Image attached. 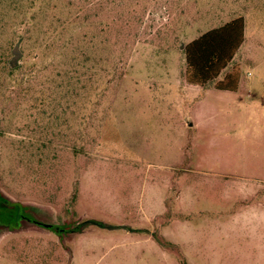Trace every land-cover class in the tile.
<instances>
[{
  "label": "rangeland",
  "instance_id": "obj_1",
  "mask_svg": "<svg viewBox=\"0 0 264 264\" xmlns=\"http://www.w3.org/2000/svg\"><path fill=\"white\" fill-rule=\"evenodd\" d=\"M237 17L245 42L220 79L240 72L239 90L190 85L185 46ZM263 61L264 0H0V192L63 229L1 234L0 264H264V226H231L212 176L264 142L247 96L250 73L263 96ZM157 211L170 246L70 230Z\"/></svg>",
  "mask_w": 264,
  "mask_h": 264
},
{
  "label": "crops",
  "instance_id": "obj_2",
  "mask_svg": "<svg viewBox=\"0 0 264 264\" xmlns=\"http://www.w3.org/2000/svg\"><path fill=\"white\" fill-rule=\"evenodd\" d=\"M238 18V17H237ZM236 19V18H234ZM233 20V19H232ZM231 20V21H232ZM225 25V24H224ZM246 29L245 28V38H246ZM245 42V41H244ZM244 44V43H243ZM256 56V55H255ZM253 63V72L257 71L259 68L263 66L264 61L261 62H251ZM251 77V88L247 89V96L251 98V123L257 121L256 115L259 114L264 117V93L261 96L259 93L255 91L257 87L256 84L259 83L257 81L258 77L256 75L249 74ZM253 77V78H252ZM264 84V79H263ZM241 85V75L239 80V86L237 91L239 90ZM211 85H207L206 87H200L202 89H207ZM215 90L224 92V93H236L237 91H222L212 86ZM264 90V87H263ZM253 143V142H252ZM246 169V170H245ZM242 170V171H241ZM238 169L236 173H212L213 177L219 179V183L222 188L227 189L231 188V193L226 194V203L228 205H236L237 209H235L232 213L227 215V222L235 227H248L252 229H256L255 226H264V142L260 144L251 145V164L243 166V168ZM203 174H208L205 171H200ZM183 194L182 190L180 195ZM159 211L155 213H150L149 217L143 221L147 225L139 224L140 226L136 229L134 225H122L125 228H116L109 230H117L121 229L123 232H119V234H110L107 238H120L124 239L127 242H147L154 243L155 240L160 242L164 246H170L166 243L161 237V233L156 229L154 221L160 216ZM151 222V223H150ZM219 226H225L222 221H218ZM149 224V225H148ZM131 226V227H129ZM151 226V227H150ZM89 231V230H84ZM157 238L155 237V235ZM260 240L264 239L263 237H259ZM251 241H256L253 237H251Z\"/></svg>",
  "mask_w": 264,
  "mask_h": 264
},
{
  "label": "trees",
  "instance_id": "obj_3",
  "mask_svg": "<svg viewBox=\"0 0 264 264\" xmlns=\"http://www.w3.org/2000/svg\"><path fill=\"white\" fill-rule=\"evenodd\" d=\"M244 41L245 19L238 17L188 43L184 48L188 83L193 86L206 87L216 82L215 88L218 90L237 91L240 72L227 74L223 79H220V76L233 61ZM89 224H78V227L72 230L76 228L74 232L83 231ZM51 229L63 230L62 227ZM155 237L157 238L156 235Z\"/></svg>",
  "mask_w": 264,
  "mask_h": 264
},
{
  "label": "flooded vegetation",
  "instance_id": "obj_4",
  "mask_svg": "<svg viewBox=\"0 0 264 264\" xmlns=\"http://www.w3.org/2000/svg\"><path fill=\"white\" fill-rule=\"evenodd\" d=\"M32 210L33 207L24 206L17 202H12L0 192V235L6 232L24 231L27 227L26 224H32L44 229L60 227L56 224H46L39 221L32 215V212L34 211ZM43 225L51 226L49 228H46Z\"/></svg>",
  "mask_w": 264,
  "mask_h": 264
},
{
  "label": "water",
  "instance_id": "obj_5",
  "mask_svg": "<svg viewBox=\"0 0 264 264\" xmlns=\"http://www.w3.org/2000/svg\"><path fill=\"white\" fill-rule=\"evenodd\" d=\"M14 55H15V58L11 61L12 67H16L15 61H16V59L18 60L21 57V55L19 54V48H16V50L14 52ZM84 223H90V224L96 225L98 227L107 228V229L125 228V226H119V227H117V226H107V225L102 224V223L97 222V221H86V222H82V224H84ZM43 226L46 227V228H49L51 225H43ZM57 228H59V227H57ZM76 228L73 229L72 231H75Z\"/></svg>",
  "mask_w": 264,
  "mask_h": 264
}]
</instances>
